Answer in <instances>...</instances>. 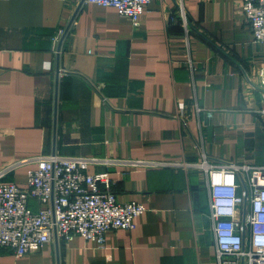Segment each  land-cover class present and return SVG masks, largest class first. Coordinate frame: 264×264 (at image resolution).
<instances>
[{"label":"crops","instance_id":"0c3cea01","mask_svg":"<svg viewBox=\"0 0 264 264\" xmlns=\"http://www.w3.org/2000/svg\"><path fill=\"white\" fill-rule=\"evenodd\" d=\"M261 68L242 0H152L139 26L83 0H0V169L14 166L4 179L26 186L34 158L52 152L108 158L89 172L108 171L119 201L146 206L103 246L78 235L22 256L0 248V264L214 263L204 170L137 160L206 152L263 166Z\"/></svg>","mask_w":264,"mask_h":264},{"label":"built area","instance_id":"2783aa9c","mask_svg":"<svg viewBox=\"0 0 264 264\" xmlns=\"http://www.w3.org/2000/svg\"><path fill=\"white\" fill-rule=\"evenodd\" d=\"M83 1L115 7L139 26L152 0ZM242 10L255 41L263 44L264 0H242ZM179 12L188 31L183 2ZM67 32V26L59 29L57 45L62 44ZM189 62L196 69L191 57ZM260 78L264 85V68L260 69ZM196 107L202 110L199 105ZM261 111L264 114V109ZM207 113L212 115V110ZM34 159L36 166L29 169L26 186L4 179L14 166L0 169V248L11 249L17 256L40 250L55 239L69 242L78 235L103 246L108 230L134 229L135 218L146 211L141 202L118 200L108 171L89 172L90 165L112 159L57 152ZM137 161L148 167L204 170L217 250L212 264H264V165L214 162L206 152L191 163Z\"/></svg>","mask_w":264,"mask_h":264},{"label":"water","instance_id":"95a60500","mask_svg":"<svg viewBox=\"0 0 264 264\" xmlns=\"http://www.w3.org/2000/svg\"><path fill=\"white\" fill-rule=\"evenodd\" d=\"M82 4V2L80 3V5Z\"/></svg>","mask_w":264,"mask_h":264}]
</instances>
